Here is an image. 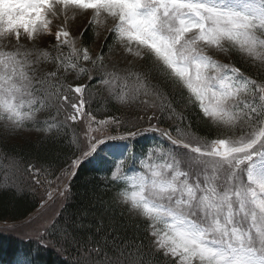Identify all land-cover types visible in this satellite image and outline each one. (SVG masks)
Returning a JSON list of instances; mask_svg holds the SVG:
<instances>
[{
    "label": "snow or ice",
    "instance_id": "1",
    "mask_svg": "<svg viewBox=\"0 0 264 264\" xmlns=\"http://www.w3.org/2000/svg\"><path fill=\"white\" fill-rule=\"evenodd\" d=\"M69 8L92 13L76 35L65 21ZM101 15L103 31H97ZM89 30L94 41L102 38L99 52L84 43ZM45 36L54 41L41 47ZM3 41L0 156L16 152L9 141L28 123L42 124L35 130L55 140L68 121L83 117L88 131L64 167L28 166L35 185H47L45 206L56 196L67 199L71 179L92 165L110 174L113 203L144 219L143 235L139 224L113 220L111 242L88 247L92 240H84L77 264H264V0H0ZM210 52L232 54L241 67ZM243 65L261 79L246 75ZM81 75L86 82L69 80ZM93 85L127 110L99 123L135 129L106 140L153 132L171 146L170 162L140 161L150 175L131 177L130 192L116 183L128 144L89 134L96 120ZM41 113H47L43 121ZM201 122L214 138L199 134ZM13 166L18 170V162ZM128 226L136 229L131 238L120 235ZM84 228L63 226L58 243L81 244L74 233ZM103 229L101 220L95 231Z\"/></svg>",
    "mask_w": 264,
    "mask_h": 264
},
{
    "label": "trees",
    "instance_id": "2",
    "mask_svg": "<svg viewBox=\"0 0 264 264\" xmlns=\"http://www.w3.org/2000/svg\"><path fill=\"white\" fill-rule=\"evenodd\" d=\"M53 41V38H51L43 46ZM84 43L91 49L96 43L92 38L91 30L85 33ZM228 56L231 65L241 67V64L234 62L235 57L232 54H228ZM112 58L116 59V56ZM242 70L251 78H259L258 75H255L257 72L254 67L243 65ZM87 79L86 75L75 78L69 76V80L73 83H84ZM91 91L94 93L91 109L96 119L103 120L113 115H127L125 108L121 107L118 109L116 104L106 101L103 88L93 85ZM84 111H88V105H85ZM46 115L47 113H41L37 119L43 121ZM59 120H64V113L60 114ZM193 123L195 124V117H193ZM2 124L3 121H0V125ZM145 125H148V123L145 122L141 127ZM41 126L43 125L37 124L34 126L28 123L20 135L9 141L16 148V152H12L10 149L5 155L0 156V221L24 219L40 206L47 185L45 184L43 187L35 185L31 175L34 169H29V164L35 165L36 168L42 165L46 168L49 164L56 168L64 167L67 158L72 155L73 150L84 140L79 120L75 123L68 121L64 125V131L55 140L45 139L43 132L35 130V128ZM163 126L166 127V125ZM199 129L201 136L207 135L209 139L214 138V131H209L204 122L200 123ZM110 130L115 135L125 134L129 130L135 129L127 127L116 128L111 124ZM105 142L108 144L113 143L112 141ZM123 142L128 144L129 147L127 153L121 159L124 162V169H128L131 166L129 170L142 156L137 151L140 147H143L145 151L153 143L158 145L159 148L170 147V144L160 135L150 133L142 134L134 140L129 139ZM77 155H79V152H77ZM143 155H145V152ZM14 161L18 162V170L13 166ZM132 161L135 162L133 163ZM96 167L99 168L100 165L97 164ZM106 175L110 176V174H106L103 171L94 170L92 165H85L81 168L79 174L70 181V193L65 204L40 239L21 238L9 232L0 231V264L13 263L20 256L25 259L26 263L30 261L31 264H77L80 259V253L83 250L82 242L84 240L89 238L92 240V244L88 245V247H92L96 242H102L105 238L111 242L113 234L109 230V225L113 220L120 226L135 222L140 225V235H143L144 219L130 215L126 206L113 203V187L105 179ZM44 178L42 174L41 179ZM47 178L54 179L51 176ZM116 183L121 187V190L124 188V183L121 179L117 180ZM121 213L123 214L121 215ZM101 220L103 221L104 229L96 233L95 226ZM75 224L89 226V228L77 230L74 233L81 241V244L69 243L61 246L58 240L62 238L63 226L68 225L71 229ZM134 232H136V229L130 226L126 230L124 227H120V235L123 237L131 238ZM106 233L108 234L107 237ZM156 259L163 260V254H159Z\"/></svg>",
    "mask_w": 264,
    "mask_h": 264
},
{
    "label": "rangeland",
    "instance_id": "3",
    "mask_svg": "<svg viewBox=\"0 0 264 264\" xmlns=\"http://www.w3.org/2000/svg\"><path fill=\"white\" fill-rule=\"evenodd\" d=\"M63 14H64V9H61V16H63ZM91 16H92V13L89 11L69 8L68 14L65 17V21L68 23L69 28L71 29L72 33L76 35V34H79L84 29V27L89 23ZM49 19H51V17H49ZM98 19L101 24V28L97 29V31H103L102 26H103L105 17L101 15L99 16ZM104 35H106V33H104ZM49 40H50V36H45L44 39L40 41L41 47L44 44H46L47 41ZM100 43H102V38L101 40L96 41V43L94 44L92 48L93 52H99ZM3 44H7V41H3L2 43H0V47H2ZM4 50L7 51L8 49L5 48ZM210 54H213L215 59L223 63L229 64L230 62V58L228 55L216 54V53H211V52ZM118 58L120 57L116 56V59ZM255 75H258V74L255 73ZM258 77H259L258 79H261L260 76ZM83 119H84L83 117L79 119V124L82 128L83 135H84V132L88 131V127L87 125H84L82 123ZM103 120H108V119H103ZM99 121H101V119H96L95 121L91 123L92 130L89 133L91 136L96 137L97 139H100L102 141H112L110 139L106 140V137H120V136L127 135V133L114 135L112 131L110 130L111 123H106V124L101 125ZM147 126L148 125H145L143 127H147ZM150 134L159 135L158 133H153V132H150ZM113 142L124 144L123 141H119V140H116ZM170 147L169 148H159V146L156 145L155 143L150 144L149 147H147V150L145 151V155H142L140 159L136 162V164L133 165V169L126 171V169L121 168L120 175H121V179L124 181V188L122 190L129 191V192L131 190H134L133 181L131 177H135L141 174L150 175V173H147V170L140 163L141 160H144L146 162L150 160L151 163L153 164H162L165 162H170V160L168 159V155H167ZM149 149H150V152H149ZM67 198H68V194H67ZM66 200L67 199L65 198L56 196L54 200L48 201L47 206H45L43 202V198H42L40 202V206L26 218L20 219L17 221H12V220L0 221V230L13 233L17 236L35 237L39 239L44 235V232L46 231V229L50 226L53 220L57 217L61 208L65 204ZM161 227L163 226L161 225ZM15 264H26V263L16 261Z\"/></svg>",
    "mask_w": 264,
    "mask_h": 264
}]
</instances>
